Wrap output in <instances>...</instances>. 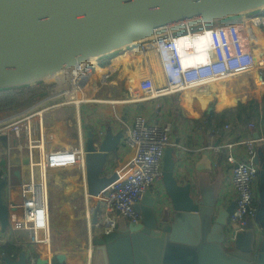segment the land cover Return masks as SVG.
<instances>
[{
  "label": "water",
  "instance_id": "obj_1",
  "mask_svg": "<svg viewBox=\"0 0 264 264\" xmlns=\"http://www.w3.org/2000/svg\"><path fill=\"white\" fill-rule=\"evenodd\" d=\"M264 12V0H0V91L45 84L90 60H100L142 44L193 28L212 26ZM237 103V102H236ZM85 116V168L89 197L100 196L119 176L103 175L108 155L117 151L123 132L95 131ZM5 134L0 137L5 140ZM259 139L257 133L254 134ZM16 143L14 142V147ZM7 149V147H6ZM5 153V152H4ZM23 165L29 164L25 156ZM259 169V212L255 223L239 230L229 219L235 202L226 204L218 188L199 178L180 184L175 157L167 148L163 158L164 192L147 190L135 209L143 216L133 223L119 213L110 234L96 235L91 264H264V154L252 159ZM0 166V233L10 226L6 195L7 164ZM213 169L205 151L195 166ZM20 177V170L11 173ZM221 198V199H220ZM99 202L92 225L98 218ZM230 237H233L231 240ZM26 253L5 264H26ZM43 245L37 264H47ZM66 264L63 254H52Z\"/></svg>",
  "mask_w": 264,
  "mask_h": 264
},
{
  "label": "crops",
  "instance_id": "obj_2",
  "mask_svg": "<svg viewBox=\"0 0 264 264\" xmlns=\"http://www.w3.org/2000/svg\"><path fill=\"white\" fill-rule=\"evenodd\" d=\"M257 16L260 15H248L236 20L223 22V24H245ZM201 29L202 27H197L189 30V32L193 33ZM187 32L177 35L183 36ZM249 35L256 61L260 65H258V74L256 72L252 73L249 81H247L245 76H237L209 82L202 88L211 89L210 93H212V96L202 104L204 105L203 107L199 106L197 99L193 96L196 93H200L199 88L187 89L184 91L185 93L182 92L158 100H145L138 89V82L140 83L142 78L141 80L136 79V76L138 77L141 71L149 73L148 50L143 43L113 56L109 66L105 68L100 67L97 63L99 68L111 69L107 74L98 73L95 66H90L93 68L87 75L90 76L89 80L93 91L91 95L86 94L87 103L81 109L58 107L44 113L43 130L47 144L49 169L45 186L47 198L49 199L51 196V204L49 201L51 230L52 228L55 229L54 237L56 238L58 233L55 231L60 232L63 229L60 235L69 239V241L65 240L62 244L55 241L54 243L52 242L53 248L51 251L54 254L65 255L67 258L66 264H69V259L79 264L92 263L94 236L82 240L83 227L78 224L82 215L87 218V210L95 209L98 203L97 200L92 202L90 199L93 197L90 198L87 195L85 154L82 155L79 151L80 145L85 150V116L89 112H92L89 122L95 131H104L108 127L114 134L118 132L125 134L126 129L132 126L133 120L138 114L143 115L149 122L164 123L171 121L173 123V131L170 148L173 149L176 161L175 177L180 184L191 183L194 185L201 178L206 183L210 182L218 188L219 195L223 198V201H227L226 204L235 202L236 196L231 184L230 167L226 162L224 153L215 154V151H209L213 166L211 173L197 172L195 166L205 152L209 141L214 143V146L236 144L249 136L248 128H237L231 125L230 132H224L219 137L211 138L208 134L209 129L204 130L197 127L193 121L201 119L205 112H209L211 109H214L216 113H220L226 109L237 107L239 103L247 104L251 100L262 102L264 98V27L255 26ZM190 42L189 44L178 43L179 52L196 54L207 45L206 41H194L193 39ZM195 61L206 62V58L202 56L196 57ZM154 62L157 71L162 76L161 84L155 83L157 87H160L164 84V75L156 54L154 55ZM129 76H131L133 84ZM148 77L151 76H145L143 79ZM125 78L129 79L128 85ZM242 78L243 81L240 80ZM50 83L46 82L45 85ZM51 84H53L51 91L59 86L57 83ZM229 98H233V102L222 103L223 99L228 100ZM186 104L190 105L189 109ZM46 105H49V103L46 102L44 106ZM211 105H213V108H211ZM12 116L0 119V121ZM34 125L36 126V122ZM36 133L38 134L37 131ZM36 133L35 136L37 137ZM255 133L256 131L254 130L253 138ZM5 135V140L0 137V162L5 158L10 170L13 186L10 202H13V194L18 195L20 198V195L13 191H19V186L30 181L31 176L37 179L38 170L34 169L31 172L28 166L23 165L26 153L21 148V146L24 147L23 141L17 140L11 132H6ZM256 141L254 156L260 151L264 154V135H259V139ZM14 142L16 143L15 147ZM63 143L67 144L64 146L62 145ZM12 147L15 150L7 158V150ZM233 151L238 157L245 158L242 147L235 145ZM131 161L132 154L128 149L124 148L121 140L117 151L108 155L103 175L111 176L117 173L119 179H123L131 172ZM0 168L1 179L3 170L1 166ZM17 169L20 170V177L11 174ZM51 171L57 172L51 173ZM60 188H63V195H61L62 198L59 200V198L57 199V190ZM152 192L157 195L156 193L160 192V189L156 188ZM257 202L259 204L258 196ZM13 204L19 205L20 203L16 204L14 202ZM15 216L16 214L11 216L13 221ZM23 235L25 234L16 233L12 241L18 245Z\"/></svg>",
  "mask_w": 264,
  "mask_h": 264
},
{
  "label": "built area",
  "instance_id": "obj_3",
  "mask_svg": "<svg viewBox=\"0 0 264 264\" xmlns=\"http://www.w3.org/2000/svg\"><path fill=\"white\" fill-rule=\"evenodd\" d=\"M255 26L264 27V18L257 16L245 24L227 25L221 23L203 26L201 30L193 33L188 30L183 36L167 35L156 38L152 48L162 68L164 84L157 87L154 80L148 77L139 83L140 93L145 100H158L180 94L187 89L202 88L211 81L250 74L259 65L249 39V34ZM193 39L194 41H206L207 45L196 54L180 53L178 43L189 44ZM200 56L205 57L206 62H196V57ZM92 68H83L76 77L68 81L63 91L56 88L50 90L48 95L33 107L0 121V135L11 132L17 140L23 141L24 147L21 146V148L29 159V164L25 166H28L31 172L34 169L38 170L37 179L31 176L30 181L19 186L22 203L15 205L10 202L13 186L7 166L5 188L11 211L10 226L5 233L8 234V238H0V245L11 242L16 233L25 234L18 245L24 248L23 252L27 257L26 264H37L38 245L48 246L47 264H54L53 252L49 243L51 223L49 199L45 186V180L48 179V157L43 130L44 113L58 107L81 109L87 103L85 92L88 84L87 74L91 72ZM59 98L61 100H58ZM46 102L49 105L44 106ZM230 128V125H226L222 132H230ZM248 130L249 136L236 144L214 146L215 144L209 141L205 149V151H215V154H225L226 162L230 167L231 184L236 196V206L229 222L230 225L236 224L239 230H245L250 221L255 222L259 212L256 195L259 169L251 162L257 142L253 138L254 125H249ZM172 131L173 123L171 121L156 123L149 122L143 115L135 116L132 126L126 129L122 139L124 148L132 154L131 172L125 178L113 183L100 196L90 197L100 204L95 225H92L95 209L87 210L91 234L99 236L110 234L115 228V218L118 213L130 222H142L143 216L135 209V206L140 203L147 190L153 191L159 188L160 192L156 194L164 192L162 185L163 158L166 149L172 145ZM208 134L211 138L222 135L221 132L210 129ZM235 145L243 148L244 159L234 154ZM14 150V147L8 148L7 158ZM79 151L82 155L85 154L81 145ZM14 214L16 216L13 221L11 216ZM105 223L108 226L103 228ZM230 238L233 239V237Z\"/></svg>",
  "mask_w": 264,
  "mask_h": 264
},
{
  "label": "trees",
  "instance_id": "obj_4",
  "mask_svg": "<svg viewBox=\"0 0 264 264\" xmlns=\"http://www.w3.org/2000/svg\"><path fill=\"white\" fill-rule=\"evenodd\" d=\"M256 15L264 18V12ZM112 58L100 60L99 66L102 68L109 66ZM52 88L53 86L39 84L21 89L0 91V119L20 113L45 98ZM211 108H213V105H211ZM193 123L204 130L210 129L221 133H223V128L226 125L246 129L253 124L256 133L264 135V98L261 103L251 100L247 104L239 103L237 107L226 109L220 113H216L214 109H211L209 112H205L201 119L195 120ZM23 250V246L16 245L14 241L0 245V264H5L2 261L4 256L16 260ZM40 250H37V252L39 253ZM53 261L54 264H58L55 259Z\"/></svg>",
  "mask_w": 264,
  "mask_h": 264
},
{
  "label": "bare ground",
  "instance_id": "obj_5",
  "mask_svg": "<svg viewBox=\"0 0 264 264\" xmlns=\"http://www.w3.org/2000/svg\"><path fill=\"white\" fill-rule=\"evenodd\" d=\"M170 35V34H169ZM157 37H154V39H150V40H147V41H144L143 43L146 45V49L148 50L147 51V62H148V68H149V73L147 74L145 71H141L140 75L137 77L136 76V79H140L145 76H151V78L154 80V82L156 84H161V81H162V76L161 74L157 71V68H156V65H155V62H154V51H153V48H152V45L154 43V41L156 40ZM142 43V44H143ZM139 60V59H138ZM258 62V61H256ZM118 63L116 64V67H117ZM90 66H95L98 70V73H101V74H107L110 72L111 69H102V68H99L98 65H97V62L95 60H90L88 62H85L84 64H82L81 66L77 67V68H74L72 70H69L67 71L66 73L64 74H61L59 75L56 79H52V80H49L48 82H51V83H57L60 87H63V86H66L68 81H71L73 77H76V75L85 67H90ZM260 66V65H259ZM116 69V68H115ZM238 76H241V75H238ZM237 77V76H235ZM241 81H243V78L240 79ZM50 83V84H51ZM160 86V85H159ZM139 87V86H138ZM199 92L200 93H196L194 94L193 96L197 99V103L199 104L200 107H203L204 105H202L206 100H208L209 98H211L212 96V93H210V90H207V89H204V88H199ZM203 90H207V91H203ZM135 92V91H134ZM233 102V98H229L228 100H225L223 99L222 103L225 104V103H231ZM197 104V105H198ZM187 105V104H186ZM188 106V109L190 107V105H187ZM198 106V107H199ZM193 114V113H192ZM49 170V169H48ZM82 192V191H80ZM68 198V197H67ZM54 230L52 228V230L50 231V237H51V240H49V243H50V249L53 248L52 246V242L54 243L55 241V237H54ZM56 242V241H55ZM79 259V258H78ZM76 259V260H78ZM68 263L69 264H79V263H75V261H73L72 259H69L68 260Z\"/></svg>",
  "mask_w": 264,
  "mask_h": 264
},
{
  "label": "rangeland",
  "instance_id": "obj_6",
  "mask_svg": "<svg viewBox=\"0 0 264 264\" xmlns=\"http://www.w3.org/2000/svg\"><path fill=\"white\" fill-rule=\"evenodd\" d=\"M258 68L259 67H256L250 74H247V75H241V76H245L246 78H247V81H249V77H250V75H252V73H257L258 74ZM130 77V79H131V76H129ZM235 77V76H234ZM239 77V76H238ZM90 76H88V84H87V88H86V94H89V95H91L92 94V91H93V89H91V85H90ZM125 80L127 81V85H128V81H129V79H126L125 78ZM131 82H132V84L134 83L133 82V80L131 79ZM49 86H53V84H49ZM138 86H139V82H138ZM243 86V85H242ZM65 87L63 86V87H60L59 88V86H57V88L56 89H58V90H60V91H63V89H64ZM139 89V88H138ZM185 93V92H184ZM42 100H43V98H42ZM58 100H61V98H59ZM41 100H39L38 102H36V103H34L33 105H31V106H29L28 108H30V107H33L34 105H36L37 103H39ZM236 103V102H235ZM28 108H26V109H28ZM25 109V110H26ZM24 111V110H23ZM22 112V111H21ZM18 114V113H17ZM16 115V114H15ZM85 136H86V132H85ZM57 142V141H56ZM24 143V142H23ZM65 144H67V143H63L62 145H64L65 146ZM1 169V168H0ZM61 170V169H60ZM52 172H57V171H51V173ZM61 189V190H60ZM59 190H57V199L59 198V200L62 198L61 197V195H63V188H60ZM14 193H16V194H19L20 195V198H21V193H20V190L18 191V190H14L13 191ZM60 192V193H59ZM58 195H60V197H58ZM19 197H18V195H15V194H13L12 195V201H13V203L15 202L16 204H21L22 203V200L20 199ZM92 202H95V199H90ZM49 201H50V204H51V196L49 197ZM117 218V217H116ZM116 218H115V220H116ZM253 223H255L254 221H250L249 222V224H253ZM78 224L79 225H81L82 227H83V239L82 240H84V239H87V238H89V237H92V236H94L93 234H91V232L92 231H90V224H89V221L87 220V218L85 217L84 218V215H82V218L80 219V221L78 222ZM108 225H107V223H105V225H103V228H106ZM82 229V228H81ZM61 231H63V229H61ZM60 231V232H61ZM56 233H58V235H57V237L55 238V241L56 242H58V243H63L65 240H67V241H69V239L68 238H65L63 235H60L61 233L60 232H58V231H55ZM96 237V235L93 237V238H95ZM0 238H2V239H7L8 238V234H4V235H2V234H0ZM41 249V245H38L37 246V250H40Z\"/></svg>",
  "mask_w": 264,
  "mask_h": 264
}]
</instances>
